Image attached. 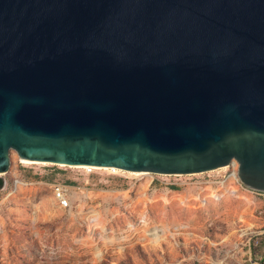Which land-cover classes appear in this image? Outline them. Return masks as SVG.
Here are the masks:
<instances>
[{
  "label": "water",
  "instance_id": "obj_1",
  "mask_svg": "<svg viewBox=\"0 0 264 264\" xmlns=\"http://www.w3.org/2000/svg\"><path fill=\"white\" fill-rule=\"evenodd\" d=\"M11 151L264 191V0H0Z\"/></svg>",
  "mask_w": 264,
  "mask_h": 264
},
{
  "label": "rangeland",
  "instance_id": "obj_2",
  "mask_svg": "<svg viewBox=\"0 0 264 264\" xmlns=\"http://www.w3.org/2000/svg\"><path fill=\"white\" fill-rule=\"evenodd\" d=\"M74 171L21 164L10 152L9 170L0 174V264H209L221 252L208 242L254 223L259 205L241 187L235 164L203 174L130 176L135 172L121 170L82 177L100 185L81 192L82 210H62L50 180ZM209 176L214 180L208 184ZM92 210L101 213L105 231L90 227ZM158 224L186 227L152 245L148 239Z\"/></svg>",
  "mask_w": 264,
  "mask_h": 264
},
{
  "label": "built area",
  "instance_id": "obj_3",
  "mask_svg": "<svg viewBox=\"0 0 264 264\" xmlns=\"http://www.w3.org/2000/svg\"><path fill=\"white\" fill-rule=\"evenodd\" d=\"M70 169L75 170L73 176H68L66 173L56 174L50 180L52 197L62 210L71 209L73 206L79 208L80 201L76 196L80 192L100 185L99 182L79 180L82 177L89 179L97 175L94 166L83 165V168ZM109 174L114 175V173ZM212 180L214 177L209 176L206 183H212ZM21 183L19 180L16 181V185ZM240 185L259 200V205L253 212L255 222L227 232L220 242H208L211 249H218L221 252V256H216L217 258L212 259L209 264H264V191H255L246 188L241 183Z\"/></svg>",
  "mask_w": 264,
  "mask_h": 264
},
{
  "label": "bare ground",
  "instance_id": "obj_4",
  "mask_svg": "<svg viewBox=\"0 0 264 264\" xmlns=\"http://www.w3.org/2000/svg\"><path fill=\"white\" fill-rule=\"evenodd\" d=\"M20 162L22 164H27V165H51V163L49 162H34V161H27V160H20ZM59 167H68V168H83V165H79V166H65L62 164H58ZM234 166V164L232 165ZM94 169L96 170V173H114V174H120L119 172H122V169L119 168H111V167H102V166H94ZM126 172H133V171H126ZM213 172V171H211ZM146 173H139V172H135V173H129L130 176H140V175H144ZM92 192V190H91ZM84 194L83 193H79L76 198L80 201V205H79V209L82 210L80 207L84 204L85 200H84ZM91 215L90 217H88V223L90 225V227H95V226H100L103 231H105L104 226L102 225V221L104 220V218L102 217L101 213L99 211H95L92 210L91 211ZM186 226L182 225V224H158V225H154V227L152 228V233H150V237H149V242L152 245H155L157 243H159L160 241H164L168 236H170L171 238H174L177 234L178 231L180 229L185 228Z\"/></svg>",
  "mask_w": 264,
  "mask_h": 264
},
{
  "label": "trees",
  "instance_id": "obj_5",
  "mask_svg": "<svg viewBox=\"0 0 264 264\" xmlns=\"http://www.w3.org/2000/svg\"><path fill=\"white\" fill-rule=\"evenodd\" d=\"M2 185H3V181L0 178V188L2 187Z\"/></svg>",
  "mask_w": 264,
  "mask_h": 264
}]
</instances>
